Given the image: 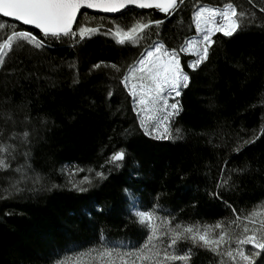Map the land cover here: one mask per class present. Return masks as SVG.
Here are the masks:
<instances>
[{
	"label": "trees",
	"instance_id": "trees-1",
	"mask_svg": "<svg viewBox=\"0 0 264 264\" xmlns=\"http://www.w3.org/2000/svg\"><path fill=\"white\" fill-rule=\"evenodd\" d=\"M226 3L245 13L246 26L237 37L216 34L209 59L195 72L185 66L190 84L179 98L182 110L172 127L180 131L174 141L144 136L131 97L119 83L145 41L119 45L99 34L79 45L51 38L43 49L13 45L0 67V264L74 259L101 247V232L109 242L127 241L140 249L147 230L129 211L125 185L139 195L144 210L156 205L184 226L236 219L213 192L240 217L264 203V0H184L171 17L134 9L113 16L82 14L78 20L86 25V15L90 26L126 28L163 19L148 42L178 47L195 35L191 14L199 4ZM21 28L27 27L0 18V42ZM97 61L107 66L92 69ZM120 148L127 159L115 168L108 157ZM65 165L95 176L102 172L105 178L93 177L89 191L78 194L66 183ZM18 172L29 183L8 188L6 182ZM96 204L103 213L95 212ZM189 248L187 264H214L213 253ZM255 264H264V253Z\"/></svg>",
	"mask_w": 264,
	"mask_h": 264
},
{
	"label": "snow or ice",
	"instance_id": "snow-or-ice-1",
	"mask_svg": "<svg viewBox=\"0 0 264 264\" xmlns=\"http://www.w3.org/2000/svg\"><path fill=\"white\" fill-rule=\"evenodd\" d=\"M183 4L184 0H0V18H10L12 22L20 26H29L7 35L3 43H0V54L6 49H12L14 43L21 41L32 44L37 49H43L50 38L60 41L67 38L74 45H79L86 38L91 39L93 34L101 33L100 27H85L80 24L78 16L82 14V10L91 9L108 14H123L125 10L131 9H155L171 17L181 11ZM260 11L264 12V6L260 8ZM191 17L195 35L187 38L178 47L167 46L162 41L148 42L151 40L153 26L157 29L161 28L165 23L163 19L137 22L126 28L113 29L109 26L101 33L105 36H115L119 45H124L126 41H130L133 45H138L142 40L146 42L143 50L138 51L133 62L127 65V71L122 74V79L119 81L127 95L131 97L136 122L146 137L157 140L176 138L173 135L172 125L174 118L182 110L176 98L180 97L183 90L190 84V74L185 71V66L195 72L209 59L210 50L216 43L213 37L217 33L222 34L223 37L233 38L237 37L246 26L245 13H238L232 3H226L223 7L201 5L192 12ZM156 35L159 36L160 33L157 32ZM188 54L194 55L195 59L182 60V57ZM2 63L3 56L0 55V64ZM102 64L107 66V62L97 61L91 65V68L99 69ZM110 66L117 73L121 72L117 63L111 62ZM107 95L111 98L113 92L109 91ZM175 131L179 133L180 130L177 128ZM126 159L125 149L120 148L109 155L108 162L115 168H122ZM3 163L0 160V165ZM96 176L105 178L102 172H96ZM132 179L139 182L135 174ZM88 191L89 189L82 187L77 189L78 194ZM122 191L126 194V201L131 202L132 212L139 218V225L147 230L146 239L149 242L158 240L163 246L155 253L159 258L160 253L163 252V264H167L170 260L191 259L192 248L184 254H176V245L181 240L190 241L193 246L205 248L216 256L227 255L234 264H255V258L264 253V223L260 227H249L246 224L240 233L235 230L228 232L221 223L211 227L205 225L203 228L198 225H189L182 229L180 223L175 224L174 227H167L168 217L158 216L156 205H153L151 210H141L136 207L133 190L125 185ZM211 195L220 199L226 207L231 208L237 217L231 223L239 227L237 220L240 217L236 208L219 192H213ZM94 209L97 213L104 211L99 204L94 205ZM83 211L88 217L93 215L87 208ZM161 211L164 210L161 209ZM157 220L161 222L155 223ZM164 228L166 231H161ZM217 228L221 229L219 233L215 231ZM165 236L169 238L160 239ZM226 236L227 239H225ZM100 241L103 244L108 243L103 232H101ZM233 241L234 249H222V244H230ZM245 245H251V250L246 252ZM153 248H156L155 244Z\"/></svg>",
	"mask_w": 264,
	"mask_h": 264
},
{
	"label": "rangeland",
	"instance_id": "rangeland-1",
	"mask_svg": "<svg viewBox=\"0 0 264 264\" xmlns=\"http://www.w3.org/2000/svg\"><path fill=\"white\" fill-rule=\"evenodd\" d=\"M201 5L206 6V7H216V6H210V5H205V4H199L197 7H199ZM221 7H223V6H221ZM86 15H84L82 17V21L84 23H86V25H83V26H85V27H100L101 33L106 31L107 28L109 27V26H102V25L90 26V24L93 22ZM116 27H118V26H113L112 28L115 29ZM101 33H95V34H93V36L99 35ZM217 34H219V33H217ZM101 35H103V34H101ZM107 37L113 39L115 42L117 40V38L115 36H107ZM64 39H67V38H64ZM156 41H158V40H156ZM21 42H25V41H21ZM142 42H143V40L140 41V43L138 45L142 44ZM0 43H3V42H0ZM125 44L133 45L130 41H126ZM30 45H32V44H30ZM142 45L144 47V46H146V43H143ZM10 50L11 49H6L4 53L0 54L3 56V59L7 56V54L10 52ZM185 57L188 59H195L194 55L188 54V55H185L184 57H182V60ZM1 65L2 64H0V67H1ZM189 70H191V69H189ZM179 98L180 97H177L176 99L179 100ZM175 118H174V120H175ZM173 135L176 138L171 139L169 141H174L177 139L178 133L173 131ZM110 165L113 166L112 163H110ZM62 172L65 176L66 183L73 190H77L78 188H81V187L87 188L90 185L92 178L96 177L92 171H84V170L79 169L78 167L73 166V165H65L62 168ZM28 183H29V179L26 178V174L23 172H18L16 174H14L13 178H10L6 182V185L8 188L12 187V189L19 190L20 187H24ZM133 195L136 198V200H135L136 207L141 209V210H144L143 206L141 204V198L139 197V195H137L135 193H133ZM127 202H128L130 213L135 216L134 212H132L131 202H129V201H127ZM157 215L160 216L161 218H163L165 216L168 217L169 224L167 225V227H174L175 226L176 223H173L170 221L168 213L166 211H161V208H157ZM137 219L139 220L138 217H137ZM236 219H237V217H236ZM160 222H161L160 220L155 221V223H157V224H159ZM262 223H264V203L258 205L249 214H246V215L244 214L243 217H240V219L237 220V224H239V227H237L236 224H232L231 222L221 223V224H223L225 226V228L228 232H232L233 230H235V232L240 233V232H242L243 227L246 224L249 227H253V226L260 227ZM198 226L203 228L205 225H198ZM207 226L211 227L213 225H207ZM183 227H186V226L182 225V229H183ZM161 231H166V228L161 229ZM215 231H216V233H219L221 231V229L217 228ZM157 235H159V233ZM168 238L169 237H166V236L160 237V239H164V240H167ZM225 239H227V236L225 237ZM153 244L156 245V248H153ZM190 246H193L190 243V241H187V240L179 241L178 244L176 245V250H177L176 254H184V252H186ZM162 247L163 246L159 244L158 240H153L151 242H149L147 240L146 243L140 249H137V250L133 249L127 241H119V242H109L108 241V243L103 244L101 247H99L97 249H93L88 253H85L82 255H77L76 257H74V259L63 260V261H60L56 264H81V263H87L88 259H90L92 264H163V260H162L163 252L160 253L159 258L155 254L156 251ZM199 248L208 251L205 248H202V247H199ZM227 248H233L234 249L235 248L234 241L231 242L230 244H222V249H227ZM244 248H245V251L248 252L249 250H251V245H245ZM169 251H171V250H169ZM210 253H212V252H210ZM256 258H255V260H256ZM212 259H214V261L217 262L218 264H234V262L227 255L216 256L213 253ZM167 264H187V261H180V260L171 261L170 260L167 262Z\"/></svg>",
	"mask_w": 264,
	"mask_h": 264
},
{
	"label": "water",
	"instance_id": "water-1",
	"mask_svg": "<svg viewBox=\"0 0 264 264\" xmlns=\"http://www.w3.org/2000/svg\"><path fill=\"white\" fill-rule=\"evenodd\" d=\"M131 10H134V9H131ZM148 10H155V9H148ZM125 11H128V10H125ZM124 11V12H125ZM82 14H95V15H104V16H113V15H117V14H108V13H102V12H99L97 10H82ZM81 14V15H82ZM119 14V13H118ZM79 15L78 18L81 16ZM10 20V18H7ZM25 27H29V26H25ZM38 31V30H37Z\"/></svg>",
	"mask_w": 264,
	"mask_h": 264
},
{
	"label": "built area",
	"instance_id": "built-area-1",
	"mask_svg": "<svg viewBox=\"0 0 264 264\" xmlns=\"http://www.w3.org/2000/svg\"><path fill=\"white\" fill-rule=\"evenodd\" d=\"M151 139H153V138H151ZM154 140H157V139H154ZM157 141H168V140H157Z\"/></svg>",
	"mask_w": 264,
	"mask_h": 264
}]
</instances>
